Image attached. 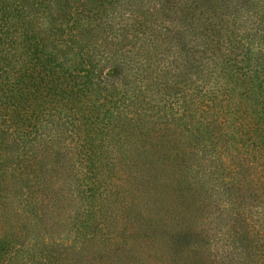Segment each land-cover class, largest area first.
<instances>
[{
    "label": "trees",
    "instance_id": "16d2710c",
    "mask_svg": "<svg viewBox=\"0 0 264 264\" xmlns=\"http://www.w3.org/2000/svg\"><path fill=\"white\" fill-rule=\"evenodd\" d=\"M252 1L0 0V264H62L55 249L35 251L34 235L17 240L16 198L41 193V178L59 187L47 192L52 207L67 199L76 219L82 197L70 188L81 192L105 157L152 188L158 136L183 137L184 167L203 178L204 195L220 183L206 158L218 144L219 154L234 144L232 167L255 166L264 155V0ZM235 94L239 113L250 103L246 125L226 116ZM241 126L248 137L233 140Z\"/></svg>",
    "mask_w": 264,
    "mask_h": 264
},
{
    "label": "rangeland",
    "instance_id": "374dc122",
    "mask_svg": "<svg viewBox=\"0 0 264 264\" xmlns=\"http://www.w3.org/2000/svg\"><path fill=\"white\" fill-rule=\"evenodd\" d=\"M257 42L249 44L253 52L261 47ZM197 85L199 100L203 90ZM230 99L228 120L233 126L246 125L250 103L243 99L244 113H239L238 94ZM237 115L241 119L235 121ZM244 127L239 132L233 129L237 132L233 140L240 135L248 137ZM168 136L154 140L160 154L153 163L152 188L151 178L140 183L132 173L109 166V157L100 164L93 162L81 192L73 185L70 188L74 198L82 197L76 219L67 199L60 210L52 207L47 192L59 187H50L41 178V193L31 189L16 198L19 243L28 245L34 235L35 251L55 249L62 253V264H264V155L257 156L253 168L243 165L238 170L232 167L234 144L231 152L221 154L218 144L215 158L212 150L206 158L214 160L213 167L217 165L214 176L220 183L204 195L197 187L203 178L191 176L184 167L187 148L183 137L174 142ZM131 148L136 152L134 146L126 151L131 153ZM66 190L65 197L71 192ZM148 192L153 196L161 193L160 201H149ZM26 264H36L33 256Z\"/></svg>",
    "mask_w": 264,
    "mask_h": 264
}]
</instances>
